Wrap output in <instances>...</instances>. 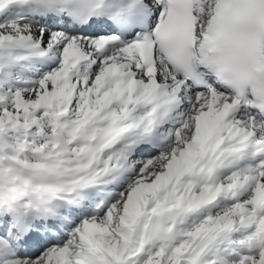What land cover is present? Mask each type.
Instances as JSON below:
<instances>
[{
  "label": "snow or ice",
  "instance_id": "snow-or-ice-1",
  "mask_svg": "<svg viewBox=\"0 0 264 264\" xmlns=\"http://www.w3.org/2000/svg\"><path fill=\"white\" fill-rule=\"evenodd\" d=\"M0 264H264V0H0Z\"/></svg>",
  "mask_w": 264,
  "mask_h": 264
}]
</instances>
